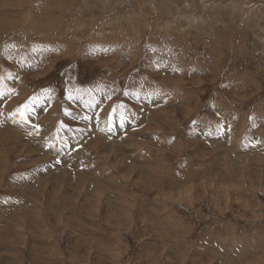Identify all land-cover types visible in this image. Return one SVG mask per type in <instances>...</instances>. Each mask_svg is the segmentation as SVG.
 <instances>
[{
  "label": "rangeland",
  "instance_id": "374dc122",
  "mask_svg": "<svg viewBox=\"0 0 264 264\" xmlns=\"http://www.w3.org/2000/svg\"><path fill=\"white\" fill-rule=\"evenodd\" d=\"M0 264H264V0H0Z\"/></svg>",
  "mask_w": 264,
  "mask_h": 264
},
{
  "label": "crops",
  "instance_id": "0c3cea01",
  "mask_svg": "<svg viewBox=\"0 0 264 264\" xmlns=\"http://www.w3.org/2000/svg\"><path fill=\"white\" fill-rule=\"evenodd\" d=\"M167 66L169 67V69H170L171 71H168V72H167L166 77H167V75L171 76L172 73L176 71V70L173 68V66H171V65H167ZM153 67H154V68H160L158 64H153ZM154 71L157 73V70H156V69H154ZM158 71H160V70H158ZM169 76H168V77H169ZM168 77H167V78H168ZM147 91H148V89L145 88V91H143L140 95H137V96H136V101L138 102V100H139V101H142L143 99H145L146 97H145L144 94H145ZM149 91H153V90H152V89H149ZM93 94H94V92H93ZM100 94H101V93H100ZM100 94L97 93V96H100ZM152 97H155V95H152ZM153 101H154L155 103L158 104V102H157L156 99L153 98ZM142 106L145 107L143 104H142ZM76 108H77V107H75V109H76ZM140 128H141V127H140Z\"/></svg>",
  "mask_w": 264,
  "mask_h": 264
},
{
  "label": "bare ground",
  "instance_id": "6f19581e",
  "mask_svg": "<svg viewBox=\"0 0 264 264\" xmlns=\"http://www.w3.org/2000/svg\"><path fill=\"white\" fill-rule=\"evenodd\" d=\"M141 7H142V6H141ZM137 8H138V7H137ZM146 9H147V8H146ZM141 10H142V9H141ZM159 20H160V19H159ZM161 20H162V19H161ZM71 38H72V37H71ZM71 38H70V39H71ZM73 38H74V37H73ZM74 39H75V38H74ZM69 41H70V40H69ZM69 41H68V42H69ZM223 171H224V170H223ZM227 174H228V173H227ZM78 181H79V180H78ZM181 183H182V182H181ZM233 186H234V185H233ZM228 188H229V187H228ZM57 243H58V242H57Z\"/></svg>",
  "mask_w": 264,
  "mask_h": 264
}]
</instances>
